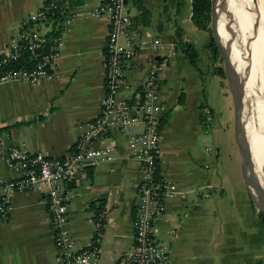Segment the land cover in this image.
Listing matches in <instances>:
<instances>
[{"label":"crops","instance_id":"1","mask_svg":"<svg viewBox=\"0 0 264 264\" xmlns=\"http://www.w3.org/2000/svg\"><path fill=\"white\" fill-rule=\"evenodd\" d=\"M42 1L0 0V52L29 23V14ZM98 1L72 5L54 74L42 76L37 83L12 79L0 84V135L10 143L23 145L28 152L62 157L98 114L104 93L105 20L88 14ZM126 5L136 20V52L125 68L127 86L119 97L133 100V92L143 83L153 37L174 43L160 71L157 171L185 192L166 198V213L156 218L159 239L168 248L166 264H262L258 260L262 248L253 231L258 211L244 183L234 135L230 136L233 119L232 128L222 129L219 136H205L200 125L202 109L205 105L211 109L205 85L210 88L220 77L210 70L206 46L197 48L186 33L193 24L190 0H126ZM198 29L207 41L206 31ZM179 39L191 41L196 48L195 66L184 55ZM222 93L226 111H233L232 99ZM109 141L114 143L113 159L86 167L67 186L66 228L77 247L93 235L96 218L104 213L103 243L90 264H118L120 253L132 244L138 166L113 127L90 145ZM207 142L214 146L209 154L204 153ZM249 155L264 179V157L261 163L255 143ZM223 159L232 178L219 173ZM15 175L0 156V178ZM205 185L204 197L196 188ZM54 254L43 195L13 191L7 215L0 218V264H53Z\"/></svg>","mask_w":264,"mask_h":264},{"label":"built area","instance_id":"2","mask_svg":"<svg viewBox=\"0 0 264 264\" xmlns=\"http://www.w3.org/2000/svg\"><path fill=\"white\" fill-rule=\"evenodd\" d=\"M60 5L57 0H43L41 6L29 14V23L11 36L6 49L0 52V84L12 79L37 83L42 76L55 73L62 32L71 18L72 10L54 24L58 32L36 65L25 68L16 65L15 61L20 56V47L35 49L43 44L45 33L51 26L50 14ZM88 14L101 16L105 20L102 47L104 93L100 98L98 114L79 135L72 150L62 157L50 156L45 151L28 152L23 145H14L6 135H0V156L16 173L10 179L0 178V218L7 215L9 195L13 191L39 192L43 195L52 234L55 252L53 264H90L95 260L103 243L104 213L97 216L93 235L77 247L66 228L67 186L86 167L113 159L112 141L102 146L90 145L91 141L100 139L113 127L124 138L138 166L135 215L131 222L132 244L120 253L118 264H166L168 248L159 239L156 218L166 213V198L185 192L161 178L157 171L160 71L166 58L173 53L174 43L159 37L151 39L143 83L133 92V100L121 98L119 92L127 86L125 68L136 52L135 16L128 9L126 0H99ZM209 115V110L204 107L200 125L205 136H208L211 127ZM211 150L207 142L204 153L209 154ZM207 187L196 189L205 197Z\"/></svg>","mask_w":264,"mask_h":264},{"label":"bare ground","instance_id":"3","mask_svg":"<svg viewBox=\"0 0 264 264\" xmlns=\"http://www.w3.org/2000/svg\"><path fill=\"white\" fill-rule=\"evenodd\" d=\"M217 1L218 34L228 47L230 59L236 70L244 74L245 134L248 140L249 127L252 124L253 143L262 163L264 157V6L257 0L258 17L254 13L250 14L243 5L241 9L236 0ZM245 17L253 22L259 39L245 36L247 30ZM256 173L264 186V179L257 168Z\"/></svg>","mask_w":264,"mask_h":264},{"label":"rangeland","instance_id":"4","mask_svg":"<svg viewBox=\"0 0 264 264\" xmlns=\"http://www.w3.org/2000/svg\"><path fill=\"white\" fill-rule=\"evenodd\" d=\"M236 1L241 6V9L244 6L245 9H247V11L250 12V14L253 15L254 13L258 17H259L258 12H257L258 1L264 6V0H258V1L257 0H236ZM246 23H247V30H246L245 36H251V37H255L259 39L253 22H251L248 18H246ZM178 30H180V28L176 27V31ZM186 33L189 36V38H191L195 42V46L197 48L205 47L206 35L202 34L201 30L196 28L193 24H191L190 27L186 30ZM206 34L208 35V31H206ZM207 58L210 63L209 64L210 70L217 73L218 76L220 77L215 80V83H213L210 88L207 87L208 86L207 84L205 85L207 92L209 91V94H207L209 101L207 103L212 109L211 110L205 105V107L209 110V113H210L209 117H210V123H211V127L208 131V136L212 135V133L213 134L215 133L216 135L219 136V133L222 129H225L226 127H229L230 129L232 128L233 111L232 109H231V112L226 111V107L223 102V98L221 96L223 95L222 92H225L231 98L232 78H231V72L228 67L227 58L222 57L218 53V56L215 59H211L209 56L208 48H207ZM216 68H220V70L218 69L216 70ZM218 71H221V72H218ZM230 106H231V102H230ZM219 114H220V118L217 120V116ZM249 129L250 131H249V139H248L249 144L248 145H249V150H250V147L254 141V132H253L252 124L250 125ZM233 135H234V130L231 131L230 136H233ZM211 148L213 151L214 150L213 143H212ZM218 170L220 174L222 173V175H225L228 178H232L231 168L229 167V164L227 163L226 160L223 159L220 161L218 165ZM252 190L254 191V189ZM254 209H255V205H254ZM263 218L264 216L261 213L256 212L255 221L253 222V225H254L253 231L256 230L257 235H258L257 242L259 245H261L260 247L262 248V253L259 255V258H258V260L262 261V264H264V219ZM255 263L256 262H254V264ZM258 263H260V261H258Z\"/></svg>","mask_w":264,"mask_h":264},{"label":"water","instance_id":"5","mask_svg":"<svg viewBox=\"0 0 264 264\" xmlns=\"http://www.w3.org/2000/svg\"><path fill=\"white\" fill-rule=\"evenodd\" d=\"M217 2V0H210V35L217 47L219 55L228 59V67L232 78L231 99L233 106V130L240 159L242 176L257 211L264 216V186L258 178L254 164L251 162L248 140L244 130V119L246 114L244 100V74L239 73L236 70V67L230 59L229 49L224 43H222L220 35L218 34ZM252 189H254V193Z\"/></svg>","mask_w":264,"mask_h":264},{"label":"trees","instance_id":"6","mask_svg":"<svg viewBox=\"0 0 264 264\" xmlns=\"http://www.w3.org/2000/svg\"><path fill=\"white\" fill-rule=\"evenodd\" d=\"M57 1L61 5L58 9H54V11L50 14L52 18L51 26L45 33L43 44L39 48H35V49H27L25 47H20V56L15 61L16 65H20L25 68H30L39 62L41 58V54L51 43L52 37L55 36L58 32V29L54 26V24L56 22H59L61 18H63V16L69 12L72 5H75L80 0H66L65 3H63L64 0H57ZM137 6L143 8V6L140 3ZM190 20L197 28L208 31V36L205 46L206 48H208L210 58L215 59L218 56V50L211 38V35L209 34L210 28L208 25L210 20V0H190ZM178 43L182 48L184 55L186 56L190 64L195 66L198 59V53L196 48L193 46V43L191 41L181 40V39L178 40ZM222 43L224 42L222 41ZM217 69L220 70V68H216V70Z\"/></svg>","mask_w":264,"mask_h":264}]
</instances>
